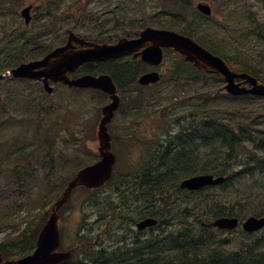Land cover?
<instances>
[{
  "label": "rangeland",
  "instance_id": "1",
  "mask_svg": "<svg viewBox=\"0 0 264 264\" xmlns=\"http://www.w3.org/2000/svg\"><path fill=\"white\" fill-rule=\"evenodd\" d=\"M190 1V8L183 10L186 13L183 14L187 22H190L187 25L193 28L197 27L196 24L199 25L194 34L206 38L209 46L218 51L237 55L239 64L246 60V64L251 67L259 66L263 69L260 76L264 79V0ZM199 1L207 2L213 9L211 19L207 22L202 20V25L192 17L198 13L195 6ZM172 2L173 0H0V55L3 50L9 51L5 42L20 32L36 37L38 42L49 49L64 43L66 29L73 28L75 32L89 38H103V30L109 28L110 25L107 24L111 23L114 10L122 20L111 34L116 36L113 38L116 40L120 36L131 35L133 31L146 25L178 28L171 13L179 11L174 10ZM28 4L33 5L32 19L29 25H25L20 10ZM259 31L261 36L257 35ZM130 60L127 58V65L132 66ZM119 63L124 65L125 61L121 59ZM177 64H181L179 58L175 54H167L163 64L158 67L160 82L149 87H139L134 80L130 82V78H127L126 92L125 78L121 81V110L109 126L116 139L115 176L110 185L98 193L83 189L73 192L63 208L64 216L60 222L64 248L88 240H81V236L91 237L96 233L104 234L105 247L116 245L117 248L132 242L136 234L132 230L133 219L141 218L145 210L144 202L137 201L128 187L131 186L134 175L160 151L157 144H163L166 133L179 131L180 121L184 120L180 117V121L176 123L173 116L187 114L189 109L195 112L198 105L202 106L204 97H216L219 106L212 107L224 117H232L235 122L253 129L256 126L261 130H254L256 135L264 133V118L258 126L252 121L253 117L264 115L263 98H239L229 102L221 88L223 82L220 77L204 73L195 78L181 75L175 79L172 70ZM145 70L144 67L140 68L141 72ZM5 81L0 82V244L14 257L30 247V241L27 243L26 237L19 236L31 235L34 229H40L50 203L55 200L52 195L59 194L78 168L97 160L95 131L100 106L108 98L100 91L60 84L55 87L54 93L47 94L41 83L36 81ZM87 140L89 141L86 142ZM204 151L207 152L206 149L202 150L199 162L193 166L197 172H202L203 167L209 168L202 164L208 161ZM238 152V159L241 161L248 154H260L248 142ZM210 157L215 163L220 161L215 154ZM18 177L24 178L21 196H18L14 185ZM260 181L264 183V175L255 171L239 182H232V187H207L188 195L173 193L174 185L179 181L171 176L167 180L166 190L170 197H181L180 202H185L188 198H215L234 202L244 199L242 195L246 190L257 187ZM126 185L127 193L123 197L121 190H125ZM248 200L250 203L255 201L250 197ZM97 203L104 205L96 207ZM106 207L113 211V215L109 217V220L112 219L110 229L98 215L106 214V210H101ZM168 212L174 213L173 209ZM191 212H195L193 207ZM177 214L175 211L176 217ZM127 215H134L128 223L125 221ZM106 217L108 216L105 215ZM173 219L174 223L178 222L176 218ZM203 219L208 222L212 218L207 214ZM187 221L194 232L200 229L201 224L195 221L193 213ZM104 230L108 232H102ZM158 232V228H155L154 233L158 235ZM209 233L215 237L216 247L236 251L249 243H257L258 248L264 252V229L253 234H247L240 228L230 232L210 229ZM123 238L126 240L121 241Z\"/></svg>",
  "mask_w": 264,
  "mask_h": 264
},
{
  "label": "trees",
  "instance_id": "2",
  "mask_svg": "<svg viewBox=\"0 0 264 264\" xmlns=\"http://www.w3.org/2000/svg\"><path fill=\"white\" fill-rule=\"evenodd\" d=\"M172 5L175 8L174 10L177 9L179 11L176 14L171 13L173 21L179 26L178 28H172L195 38L212 52L226 59L233 70L248 72L264 83V79L260 76V72L263 69H260L259 66L251 67L250 64H246V60L242 61V64H239L237 55L233 56V54L218 51L217 48L209 46L210 44L206 42V38L204 39L194 34L199 25L196 24V28L187 25L190 22H187V18L183 14L185 13L183 10L190 8V0H173ZM192 17L199 24H201L202 20H206L207 22L211 19V17H205L199 13L193 14ZM261 31L257 35L261 36ZM107 36L110 38L116 37L111 34ZM37 42L36 37L23 32L15 34L12 39L6 41L4 45L9 51H1L0 72L16 66L18 63L29 58L39 57L48 51L49 48L47 46ZM169 52L171 51L167 50L166 54ZM175 55L181 61V64H177L175 69L172 70L175 79L181 75L195 78L205 73L202 70L194 68L190 63L184 62L182 56L176 53ZM117 62L114 61L112 64L96 66L92 69L82 67L74 75L82 72H106L111 74L118 88L122 90L121 81L125 78L126 69L123 64ZM131 63L132 66L127 65V78H130V82H133V80L135 82V76L141 73L140 68H145V64L139 59L132 60ZM226 96L229 102L231 100H239V98H257L254 96ZM215 99L216 97L210 99L204 97L202 106L198 105L194 109L195 112L189 109L187 114L185 113L186 116L185 114L177 117L173 116L176 123L180 121V117L183 118L184 121H180L181 129L173 135L166 134L165 144L162 145V154L153 156L145 167L134 175L129 187L131 194L137 198V201L141 200L144 202L148 216L161 217L165 223L167 219L176 217L175 211H177L179 223H176L178 229L173 234L174 237H149L146 245H143L139 239H135L130 248L119 246L111 252L112 255L110 257L99 256L98 252H95V254L89 252L85 254L87 255L85 256L86 262H83L81 260L83 258H78L77 254L74 253L71 259L60 264H264V252L258 248L257 243L245 245L242 248V252L222 250L220 247L215 246L213 243L215 237H212L209 232H205L204 228L201 227L194 232L191 225L187 224L189 223L187 220L192 213L195 221L199 223L204 220L203 216L207 214L210 218L220 216H237L242 218L246 215H264L263 182L260 181L259 185L255 188H248L244 195H242L244 199L235 200L234 202H226L215 198L208 200L206 198H194V200L188 198L185 202H180L181 198L178 201L175 196L170 197L166 190L167 180L171 176H174L179 181L182 177L200 173L195 171L193 166L199 162L201 158L200 153L205 149L207 150V152L204 151L205 156L211 163H208V161L203 162L202 164L209 168L203 167L202 172L208 171L215 175H226L224 186L228 185L232 187V182H239L245 176L253 175L255 171L264 175V133L256 135L254 130L261 132L256 126L253 129L247 125L235 122L232 117L226 118L221 113L216 112L214 107H212L219 106ZM263 118L264 115L260 114L256 118L253 117L252 121L258 126L260 122H263ZM184 122H187V124H183ZM246 142L250 143L254 151H259L260 154H248L246 159L241 161L238 159V150ZM211 154L219 157L220 161L215 163L210 157ZM23 181L24 178H16L17 187L20 188L23 185ZM81 188L85 189V191H90L84 187ZM176 192L186 193L185 190L174 185L173 193ZM186 194H193V192ZM18 195L20 196L22 193H18ZM52 196V198H56V194ZM122 196L124 197V195ZM249 197L255 201L250 203ZM124 204H126V200ZM192 207L195 212H191ZM171 209H173L174 213L169 214L168 211ZM131 216L134 215H127L125 217L127 223L133 218ZM36 235L37 230L34 229L31 235L22 234L19 237H26V242L29 243V241L35 239ZM173 241L176 243L175 247H172L171 242ZM167 242H169V246L166 245ZM31 247L32 245L15 256H23L29 253ZM0 250L3 257H10V254L2 248L1 244Z\"/></svg>",
  "mask_w": 264,
  "mask_h": 264
},
{
  "label": "water",
  "instance_id": "3",
  "mask_svg": "<svg viewBox=\"0 0 264 264\" xmlns=\"http://www.w3.org/2000/svg\"><path fill=\"white\" fill-rule=\"evenodd\" d=\"M204 15L211 14V7L203 2L196 5ZM31 6L21 10V16L28 24ZM77 45L86 46L77 48ZM163 49H171L184 57V60L192 63L198 69L214 72L223 77L224 89L232 95L251 94L264 97V84L256 77L246 72L233 71L227 62L220 56L212 53L197 41L187 35L169 29L145 27L139 31L135 38H120L113 44H97L78 37L72 31H68L67 41L58 46L42 58L22 62L17 66L0 72V80L6 77L39 79L44 89L50 93L53 88L49 81L63 82L70 87L95 88L107 93L111 101L101 107V118L98 122V154L100 159L87 165L67 182L61 196L52 205L48 217L38 232L35 249L32 253L15 259H3L0 253V264H58L71 257V251H58L60 245V232L58 227V209L67 201L71 191L77 186L97 188L102 186L110 177L115 163V155L110 150V135L107 131V123L110 122L119 105L117 87L109 74H83L70 78L69 73L74 72L82 64L91 67L96 62L108 59L120 58L130 53L152 65L159 66L163 61ZM157 71L145 72L138 78L142 85L159 81ZM238 80V81H237ZM223 181V177H214L212 174H201L184 179L180 186L190 190L200 189L206 185H215ZM154 218H144L137 222L136 227L142 230L155 225ZM237 217H219L211 222V225L219 229L232 230L238 226ZM264 226V216H249L242 222L245 231L253 232Z\"/></svg>",
  "mask_w": 264,
  "mask_h": 264
},
{
  "label": "flooded vegetation",
  "instance_id": "4",
  "mask_svg": "<svg viewBox=\"0 0 264 264\" xmlns=\"http://www.w3.org/2000/svg\"><path fill=\"white\" fill-rule=\"evenodd\" d=\"M132 57L136 58V56H134V54H131V55H128V56L126 55L125 57L121 58V59H123L125 61L124 66H125V69H126V74H125L126 92H127V58L131 59ZM112 63H114V60H106V61L100 62L99 64H97V66H99V65L102 66V65H106V64H112ZM36 82L41 83L40 81H36ZM58 84L61 85V83H55V84H53V87H56ZM52 93H54V91ZM54 139H55V137L52 139V141H54ZM88 141L89 140H87V142ZM104 203H102V204L99 203V205L103 206ZM106 208H108V207H106ZM106 208H102L101 209L103 211L106 210L105 211V212H107L106 214L103 215L101 213H98V215H99V219L103 223H105L104 225L108 229H110L111 225H109V224L112 223V219L109 220V217L113 215V211H112L111 208H108V209H106ZM105 215L108 216V217L105 218ZM173 220L174 219H172V220L167 219L165 221V223H164L162 219L161 220L159 219V225L158 226L145 228L144 230L134 234L133 237H141V241L143 243H144V240L146 239V237H170L169 235L164 236L163 234L156 235L154 233V229L156 227H158L159 231H162L164 228H165V230H168V229H170V225L171 226L173 225V223H174ZM134 223H136V222H134ZM102 232L105 233V232H108V230H104ZM103 237H105V236L102 233H96L95 235H92L91 237H79L81 240H84V238H88V240L81 241L80 243H77V244H75V245H73L72 247H69V248H64L61 245V247H60L61 249L59 248V250H63L62 247L64 248V250H72L73 248H80V249L87 250V249L91 248L93 251L98 252L99 256H102V257H105V256L107 257L108 256L109 257V255H111V252L115 249L116 245H109V247H105L104 246V238ZM79 238H77V239H79ZM90 238H91V240H89ZM144 245H146V244H144ZM142 247H143V245H142Z\"/></svg>",
  "mask_w": 264,
  "mask_h": 264
}]
</instances>
